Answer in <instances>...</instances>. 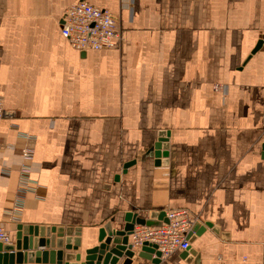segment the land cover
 <instances>
[{
	"label": "crops",
	"instance_id": "crops-1",
	"mask_svg": "<svg viewBox=\"0 0 264 264\" xmlns=\"http://www.w3.org/2000/svg\"><path fill=\"white\" fill-rule=\"evenodd\" d=\"M81 1L116 17L115 48L62 36ZM0 100L10 243L81 227L85 260L107 223L186 208L191 248L160 264H264V0H0Z\"/></svg>",
	"mask_w": 264,
	"mask_h": 264
},
{
	"label": "water",
	"instance_id": "water-1",
	"mask_svg": "<svg viewBox=\"0 0 264 264\" xmlns=\"http://www.w3.org/2000/svg\"><path fill=\"white\" fill-rule=\"evenodd\" d=\"M260 47L261 42L258 43L252 55ZM163 142L161 140L157 145L156 156L159 162L156 164L158 166L162 163L161 158L167 159L169 155L168 145ZM162 222H168L164 211L154 212L149 218H142L138 214H128L122 230L113 228L109 222L100 229L98 244L86 250L85 260L80 253H77L82 246L83 229L81 227L21 225L18 228L15 243H0V264H119L122 258H125L123 264H132L137 257L160 264L161 254L156 252V248L151 249L146 245L138 250L131 243L130 236L136 225L157 226ZM154 254L156 257L153 256Z\"/></svg>",
	"mask_w": 264,
	"mask_h": 264
},
{
	"label": "built area",
	"instance_id": "built-area-1",
	"mask_svg": "<svg viewBox=\"0 0 264 264\" xmlns=\"http://www.w3.org/2000/svg\"><path fill=\"white\" fill-rule=\"evenodd\" d=\"M62 36L80 53L102 51L115 48L121 41L116 17L108 9L93 6L85 1L78 2L66 9L62 21ZM7 116L0 100V120ZM23 159L29 163L33 159V150H23ZM30 169L25 164L23 179L29 178ZM168 222L157 226L136 225L130 236L131 243L138 250L144 246L156 248L165 261L178 252L191 248L190 233L199 220L186 208L172 209L165 212ZM10 237L0 224V243L8 244ZM180 264V263H176Z\"/></svg>",
	"mask_w": 264,
	"mask_h": 264
},
{
	"label": "rangeland",
	"instance_id": "rangeland-1",
	"mask_svg": "<svg viewBox=\"0 0 264 264\" xmlns=\"http://www.w3.org/2000/svg\"><path fill=\"white\" fill-rule=\"evenodd\" d=\"M263 130H264V118H263Z\"/></svg>",
	"mask_w": 264,
	"mask_h": 264
}]
</instances>
